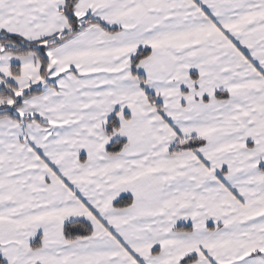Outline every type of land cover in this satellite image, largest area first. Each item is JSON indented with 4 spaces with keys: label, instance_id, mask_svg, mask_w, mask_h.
<instances>
[{
    "label": "snow or ice",
    "instance_id": "snow-or-ice-1",
    "mask_svg": "<svg viewBox=\"0 0 264 264\" xmlns=\"http://www.w3.org/2000/svg\"><path fill=\"white\" fill-rule=\"evenodd\" d=\"M0 264H264V0H0Z\"/></svg>",
    "mask_w": 264,
    "mask_h": 264
}]
</instances>
